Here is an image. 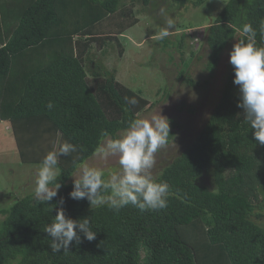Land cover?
I'll return each instance as SVG.
<instances>
[{
	"label": "trees",
	"instance_id": "obj_1",
	"mask_svg": "<svg viewBox=\"0 0 264 264\" xmlns=\"http://www.w3.org/2000/svg\"><path fill=\"white\" fill-rule=\"evenodd\" d=\"M163 1L196 8L206 2ZM150 3L0 0V123L11 127L24 163L41 164L65 141L76 147L60 157L57 197L38 205L34 195H27L0 212V264H264V145L254 140L237 107L239 91L230 63L205 124L154 178L167 182L174 193L167 208L140 212L129 205L114 212L69 198L74 162L93 157L101 132L117 138L154 106L120 84L116 69L93 54L99 49L104 57L115 47L121 56L118 37L138 23L136 5L145 10ZM244 23L252 24L257 46H264V0L225 2L205 29L204 69L209 74L227 46L241 39L237 28ZM185 35L174 44L178 51ZM163 41L167 47V38ZM178 78L197 87L183 70ZM125 96L138 103L126 105ZM174 128L170 121L169 142ZM205 174L210 188L200 183ZM61 198L65 215L88 218L96 238L89 242L82 237L68 252L52 253L44 229L54 221Z\"/></svg>",
	"mask_w": 264,
	"mask_h": 264
},
{
	"label": "rangeland",
	"instance_id": "obj_2",
	"mask_svg": "<svg viewBox=\"0 0 264 264\" xmlns=\"http://www.w3.org/2000/svg\"><path fill=\"white\" fill-rule=\"evenodd\" d=\"M226 1L206 0L196 8L191 4L179 6L168 1L151 0L145 10L137 4L135 9L138 23L118 37L123 48L121 56L114 46L106 48L107 54L104 57L100 56L99 49L94 50L95 60L102 58L108 69H116V79L120 84L154 103L148 113L141 114L140 118L150 119L152 115L159 113L178 127L172 129L175 137L171 142L156 154L153 178L194 140L219 96L234 41L223 51L215 71L209 74L204 69L208 53L205 29L213 22ZM167 17L175 20V27L171 29L172 34L167 38L168 46L165 47L164 41L155 37L160 28L166 26ZM182 33L188 34L185 35L184 47L180 50L183 57L174 45H177L176 40L180 39ZM180 70L185 71L196 82V88L188 87L179 80ZM193 93L195 99L192 98ZM86 161L91 166L104 169L105 179L110 172L118 170L116 158L102 161L91 157ZM39 165L21 161L11 127L7 122H1L0 212L8 210L24 196L34 195V181ZM72 182L73 178L69 183ZM200 183L211 187V179L206 174ZM1 220L0 214V222ZM260 222L264 225V215Z\"/></svg>",
	"mask_w": 264,
	"mask_h": 264
},
{
	"label": "clouds",
	"instance_id": "obj_3",
	"mask_svg": "<svg viewBox=\"0 0 264 264\" xmlns=\"http://www.w3.org/2000/svg\"><path fill=\"white\" fill-rule=\"evenodd\" d=\"M210 2V0H208ZM175 27L172 17L166 18V26L160 28L157 40L168 38ZM241 39L233 44L229 52V63L233 67V84L238 86V108L243 109L244 121L253 130V138L264 145V46H257V31L251 23L237 28ZM261 45H264V28L261 33ZM195 99V94H192ZM125 104L135 106V97L124 98ZM53 106L47 105L48 109ZM127 110V109H125ZM170 121L156 113L150 119L138 118L130 122L129 127L117 138L102 131L100 140L92 156L102 161L116 158L118 170L109 173L105 179L104 169L91 166L87 161L74 162L72 191L69 198L79 201L85 199L91 207L107 206L114 212L131 205L140 212L159 211L167 208L169 197L174 195L167 182H158L153 178L157 152L169 143ZM76 151V147L67 141L58 149L49 151L38 166L34 181V201L40 204L51 202L57 197L61 184L59 160ZM64 200L58 204L55 219L48 224L44 232L51 237L49 247L52 253L61 250L68 252L70 244L84 240H95L88 218L74 220L65 215Z\"/></svg>",
	"mask_w": 264,
	"mask_h": 264
}]
</instances>
